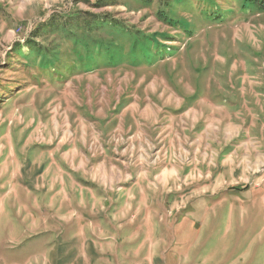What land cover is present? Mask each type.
Segmentation results:
<instances>
[{
  "label": "rangeland",
  "instance_id": "374dc122",
  "mask_svg": "<svg viewBox=\"0 0 264 264\" xmlns=\"http://www.w3.org/2000/svg\"><path fill=\"white\" fill-rule=\"evenodd\" d=\"M96 1L0 0V264H264V11Z\"/></svg>",
  "mask_w": 264,
  "mask_h": 264
},
{
  "label": "trees",
  "instance_id": "16d2710c",
  "mask_svg": "<svg viewBox=\"0 0 264 264\" xmlns=\"http://www.w3.org/2000/svg\"><path fill=\"white\" fill-rule=\"evenodd\" d=\"M105 0H98V1H96L94 4L95 5H99L101 2H104ZM107 1V0H106ZM139 1H141V2H145V3H151V1L152 0H139ZM167 1H169V0H165V2H164V4L167 2ZM176 1L177 0H174V6H178V5H180L179 3H176ZM205 1H212V0H205ZM242 2L245 4V5H248V6H254V7H256L259 11H264V0H242ZM93 4V3H92ZM175 7V8H176ZM163 17L164 18H166L164 15H163ZM67 18H72L73 20V22H79V23H83L84 25H83V27H81V26H79V27H81V30L83 31V32H86V31H88L89 32V35L91 36L92 35V32L93 31H95V25H98L99 23H108V24H111V18L110 19H108V18H104V19H101V18H99V16H97V15H93L91 18H94L95 20H94V22H95V24H92V25H90V23H89V20H90V17L88 18V19H86V17L84 16V14L83 15H79V14H76V15H73V16H68ZM101 19V20H100ZM168 22L169 23H171V24H174V23H177L176 21H174L172 18H168ZM47 25V27H50L51 25H52V21L50 20V23L48 24H46ZM102 25L100 24V27H101ZM37 29H39V27L37 28ZM86 30V31H85ZM93 39L95 40V37L93 36ZM33 42V41H32ZM101 42V44H100V47L102 46H104V50L103 51H99V53H98V56H103L102 57V61H104L105 62V64H114V63H116L117 61H119V58H116V59H114L113 58V56H111V55H109V53L108 52H110V51H112V53L114 52V51H116L117 49H118V47L119 46H123V44H121V43H105L103 40L102 41H100ZM145 43L146 44H150L151 43V41H149L148 39L145 41ZM88 45H90V46H92L94 43L92 42V41H88V43H87ZM18 44H17V48H18ZM99 47V48H100ZM30 48H35L36 49V47H35V43L33 44V45H31L30 46ZM94 49L95 48H93L92 47V50L94 51ZM129 49L130 50H133V53H132V55H134V56H131L132 57V59H139V58H143V56H148L149 54H150V50L148 49V47L145 45H138V46H134V47H129ZM18 49H16V51H17ZM20 52V51H19ZM91 52V51H90ZM91 54H93V53H91ZM136 54V55H135ZM131 59V60H132ZM44 61H46V60H44ZM85 61V60H84ZM87 61V60H86ZM85 61V62H86Z\"/></svg>",
  "mask_w": 264,
  "mask_h": 264
}]
</instances>
